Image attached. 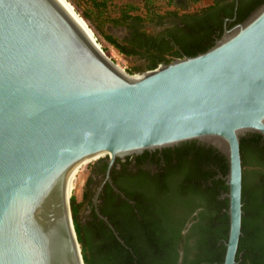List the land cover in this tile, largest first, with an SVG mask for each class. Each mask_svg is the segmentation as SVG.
I'll return each instance as SVG.
<instances>
[{"label": "water", "instance_id": "1", "mask_svg": "<svg viewBox=\"0 0 264 264\" xmlns=\"http://www.w3.org/2000/svg\"><path fill=\"white\" fill-rule=\"evenodd\" d=\"M246 135L264 140V2L203 53L128 74L66 0H0V264H83L67 200L80 165L190 141L226 161L236 264Z\"/></svg>", "mask_w": 264, "mask_h": 264}, {"label": "trees", "instance_id": "2", "mask_svg": "<svg viewBox=\"0 0 264 264\" xmlns=\"http://www.w3.org/2000/svg\"><path fill=\"white\" fill-rule=\"evenodd\" d=\"M67 1L75 9L82 6L80 16L84 22L99 31L106 43L125 57L136 55L135 50L107 35L105 27L116 28L134 19L150 21L153 19L152 14L158 10L155 0H141L147 16L139 19L129 15L136 10L131 2L119 5L116 0ZM263 2L264 0H259L245 15H238L236 23ZM156 65L157 62L150 69H154ZM145 70L147 69L141 65L132 68L133 73ZM239 154L242 170V215L235 260L236 264H264V140L259 135H246L239 140ZM198 158L201 166L212 171H201V174L189 171L180 182H171L174 189L163 200V204L167 206L165 209L170 210L169 215L163 212L158 218H153L154 221H117L100 210L107 217L113 231L103 221H86L82 225L71 216L82 263L176 264L181 256L180 264H222L228 219L221 210L226 211L227 200L219 202L215 200V196L219 191L226 193L227 187L222 179H217L201 190L199 181L201 180V184L206 183L216 174L223 177L227 167L224 157L211 148H201ZM86 199L87 196L76 206L81 208L87 202ZM197 200L203 206V211L197 215V221H171L174 210L191 207ZM70 202L71 199L69 204ZM113 205L117 212L118 204Z\"/></svg>", "mask_w": 264, "mask_h": 264}, {"label": "flooded vegetation", "instance_id": "3", "mask_svg": "<svg viewBox=\"0 0 264 264\" xmlns=\"http://www.w3.org/2000/svg\"><path fill=\"white\" fill-rule=\"evenodd\" d=\"M155 1L158 10L152 14V20L134 19L116 28L105 27L107 35L135 50L136 55L130 57L140 61V65L147 69L145 71L152 70L150 68L156 62L158 66L165 63V60L192 57L207 50L224 30L237 24L238 15H245L259 0ZM138 3V6L133 4L136 10L129 15L145 19L147 11L141 0ZM201 148L210 147L190 141L144 151L138 155L115 159L108 172L107 158L98 159L90 167L84 182L79 202H83L86 196L87 202L81 208L77 207L76 221H103L99 216L108 221L100 210L117 221H154L153 218H158L163 212L169 215L170 210L165 209L167 206L163 200L174 189L171 182H180L189 171L201 174V171L209 170L198 163ZM106 175L108 180L105 179ZM223 177L216 174L202 184L200 180V189L203 190L206 184L211 185L213 180H223ZM226 193L219 191L215 200L220 202L226 199ZM95 196L96 201L93 203ZM197 201L191 207L174 210L171 221H197V215L203 211L202 202L200 205ZM113 203L119 206L117 212ZM226 211L221 210L225 214ZM180 262L181 256L176 264Z\"/></svg>", "mask_w": 264, "mask_h": 264}, {"label": "rangeland", "instance_id": "4", "mask_svg": "<svg viewBox=\"0 0 264 264\" xmlns=\"http://www.w3.org/2000/svg\"><path fill=\"white\" fill-rule=\"evenodd\" d=\"M116 2H118L119 5L124 4L126 2H131L133 4H136L138 6V2L139 0H116ZM76 12L80 15L81 11H82V6H80L79 8L75 9ZM87 24V23H86ZM88 26V24H87ZM89 27V26H88ZM93 29H91V28ZM89 29L92 31V33L94 34L100 48L102 49L103 53L111 60L113 61V63H117L119 65L120 68H124L123 71H125L128 74H136L133 73L132 68L139 66L141 64L140 61H137V59L132 58V57H125L120 55L119 53H117L115 51V49H113L109 44L106 43V41L103 39V36L100 34L99 31H97L94 27L90 26ZM108 31V30H107ZM105 31V32H107ZM113 57H111V56ZM95 160H92L90 162H88L85 167L79 172L78 174V179H76V184L74 187V190L71 192V195L69 197V199H71V202L69 204V211L70 214L73 218V220H76V212H77V206L75 203H78L80 201V196L84 187V182L86 180V178L88 177V172L90 170V167L92 166V164L94 163ZM68 199V201H69ZM80 224L84 223L85 221H79Z\"/></svg>", "mask_w": 264, "mask_h": 264}, {"label": "bare ground", "instance_id": "5", "mask_svg": "<svg viewBox=\"0 0 264 264\" xmlns=\"http://www.w3.org/2000/svg\"><path fill=\"white\" fill-rule=\"evenodd\" d=\"M67 1V0H66ZM68 2V1H67ZM68 4L75 10V8L68 2ZM76 12V10H75ZM77 13V12H76ZM78 14V13H77ZM78 16L81 18V16L78 14ZM81 20L83 21V23L86 25V27L88 28V30L90 31L91 35L93 36V38L95 39L96 43L98 44L94 34L92 33V31L89 29V27L87 26V24L84 22V20L81 18ZM99 46V44H98ZM100 48V46H99ZM101 49V48H100ZM102 51V49H101ZM103 52V51H102ZM116 67L118 68L119 71H121L122 69L116 65ZM102 156V155H101ZM101 156H95V157H92V158H89L88 160H86L82 165H80V167L77 169V171L75 172V174L72 176V179H71V182H70V185H69V188H68V196H67V200L69 199L70 195H71V192L74 190V187H75V182H76V179H78V174L79 172L85 167V165L92 161V160H97V159H100L99 157Z\"/></svg>", "mask_w": 264, "mask_h": 264}, {"label": "built area", "instance_id": "6", "mask_svg": "<svg viewBox=\"0 0 264 264\" xmlns=\"http://www.w3.org/2000/svg\"><path fill=\"white\" fill-rule=\"evenodd\" d=\"M111 56V55H110ZM111 57H113V56H111ZM113 62V61H112ZM114 64H116L117 66H119L117 63H114ZM122 70L124 69V68H121Z\"/></svg>", "mask_w": 264, "mask_h": 264}]
</instances>
